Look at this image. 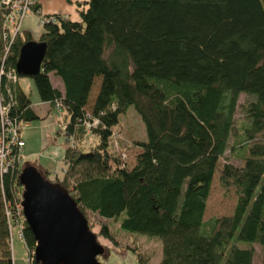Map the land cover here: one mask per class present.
Masks as SVG:
<instances>
[{"label": "trees", "instance_id": "obj_1", "mask_svg": "<svg viewBox=\"0 0 264 264\" xmlns=\"http://www.w3.org/2000/svg\"><path fill=\"white\" fill-rule=\"evenodd\" d=\"M37 6L34 0L31 7ZM74 6L77 19L53 13L40 23L35 39L45 42L44 53L38 70L27 75L39 99L52 104L57 98L67 116L54 130L63 137V165L61 180L55 174L52 180L68 190L64 184L72 179L71 196L82 212L117 218L128 233L158 238L157 264H254L253 247L237 241L257 243V264H264V146L247 143L264 138L262 0H75ZM29 38L26 30L14 34L4 67L14 65L18 46ZM48 71L59 76L62 91L51 85ZM5 85L1 73L3 101ZM7 86L9 115L37 118L17 78ZM239 92L250 98L240 103L246 119L234 125ZM128 106L144 133L130 166L107 148L111 127ZM92 117L96 123L84 126ZM84 131L95 138L85 150ZM226 147L243 159L240 165L223 160L218 171L220 185L233 187L232 211L203 219ZM19 168L0 176V264H11L2 201L19 185ZM21 233L32 247L25 222ZM99 233L111 239L106 224Z\"/></svg>", "mask_w": 264, "mask_h": 264}, {"label": "rangeland", "instance_id": "obj_2", "mask_svg": "<svg viewBox=\"0 0 264 264\" xmlns=\"http://www.w3.org/2000/svg\"><path fill=\"white\" fill-rule=\"evenodd\" d=\"M264 4V0H262ZM31 13V12H30ZM36 18H38L36 16ZM26 16L24 15L20 21L19 30L22 29L23 22L25 23ZM29 21H35L33 17L28 18ZM31 30L32 34H35ZM97 77L90 87L87 95V104H89L96 88ZM19 85L28 93L30 104L37 113L43 115L40 118H33L27 120L26 124L19 130V135L22 138L24 145L19 152L20 163L41 164L46 168V177L52 180L53 174L61 180V166L59 150L62 145V135L54 133L56 127H61L63 120L67 118L63 114V110L53 104H48L39 99L36 89L34 87L32 78L27 75H20L17 77ZM250 96L239 92L237 94V102L233 113V124L238 125L245 120L241 111V104L249 100ZM87 108V106H85ZM236 129L233 127V131ZM82 135L81 147L83 150L89 147L94 141V137L88 131H84ZM144 137L142 122L135 111L128 106L127 109L118 116V121L111 127V137L108 142V150L117 155V158L124 161L126 166H130L134 161V154L139 150L137 141ZM233 134L230 132L228 137V145L232 143ZM72 143L71 139H68ZM257 141L264 146V138H252L247 143ZM80 143V142H79ZM78 143V145H79ZM61 146V147H60ZM58 150L51 151V148ZM24 150V151H23ZM246 153V152H245ZM264 156V153H263ZM223 160H227L235 165L242 163V157L239 156L238 150L229 151L228 147L224 149L222 154L218 157L213 174L210 179L207 195L204 200V208L202 218L208 219L213 216L228 215L232 211L235 201V194L232 186L224 187L220 185L218 180V171ZM43 173V171H42ZM64 186L67 187L68 193L75 194L73 190L72 179L67 178ZM86 218L88 227L95 233L97 241L103 246L102 254L97 255V259L108 264H157L159 259V239L154 236H147L142 233L126 232L118 226V219H110L97 215L94 212L84 210L82 212ZM24 222L22 227L24 226ZM100 224H106L107 229L111 235L108 239L99 233ZM21 227V231H22ZM15 231L12 232L10 240V254L12 264H24V256L26 255L25 246ZM239 246H252L253 263L257 264L260 257V247L257 243L236 242ZM105 255V256H104ZM139 259V260H138Z\"/></svg>", "mask_w": 264, "mask_h": 264}, {"label": "water", "instance_id": "obj_3", "mask_svg": "<svg viewBox=\"0 0 264 264\" xmlns=\"http://www.w3.org/2000/svg\"><path fill=\"white\" fill-rule=\"evenodd\" d=\"M45 42L29 38L20 43L14 68L35 73ZM25 224L33 237V260L38 264H108L97 259L103 246L88 227L73 197L58 181L47 178L32 163H21L17 173Z\"/></svg>", "mask_w": 264, "mask_h": 264}, {"label": "built area", "instance_id": "obj_4", "mask_svg": "<svg viewBox=\"0 0 264 264\" xmlns=\"http://www.w3.org/2000/svg\"><path fill=\"white\" fill-rule=\"evenodd\" d=\"M34 0H0V40L2 42V53L0 55V74L2 73L6 79L5 91L6 99L0 92V176L13 165L20 166L19 152L23 145V140L19 135V130L26 124L25 120L17 118L15 115H9L8 108L13 98L7 86L8 82L16 80V71L14 65L3 66V60L12 41L14 34L19 30L22 17L37 8H32ZM44 19H53L52 14L39 15L37 22L41 23ZM52 104L59 105V100L54 98ZM88 115V113L86 112ZM84 126L89 127L96 123V118L92 117L90 121L83 120ZM20 184L14 188V192L9 199H3V213L7 226L9 243L12 232L15 231L18 238L22 241L21 227L24 221L21 204H20ZM24 256V264H33L32 247L26 246Z\"/></svg>", "mask_w": 264, "mask_h": 264}, {"label": "crops", "instance_id": "obj_5", "mask_svg": "<svg viewBox=\"0 0 264 264\" xmlns=\"http://www.w3.org/2000/svg\"><path fill=\"white\" fill-rule=\"evenodd\" d=\"M35 1L38 3L37 10L31 11V13L29 12L28 14L25 15L27 19L25 20V23L23 22L22 29H21V30L28 31L31 38L35 39L38 32L41 29L40 23L37 22L36 16L38 17L39 15H45V14H49V13L53 14L54 13V14H60V15L67 17L71 20L78 18L77 11H76L75 6H74L75 0H35ZM80 1H85V0H80ZM30 17H33L35 19V21H32V22L29 21L28 18H30ZM20 25H21V23H20ZM31 30H34L33 32L35 34H32ZM47 76H48V79H49L51 85L56 87L58 90L62 91V82H61V79L59 78V76L53 74L51 71L47 72ZM17 83H18V81H17ZM18 85H19V83H18ZM42 101L47 102L48 104L50 103L48 100H42ZM29 105H30L31 109L33 110V112L38 116V118L43 116V115H40L39 113H37L36 110L33 108V106L30 103H29ZM23 145H24V142H23ZM23 145H22V147H23ZM62 150H63V148L61 147V149L59 150L60 160H61ZM21 151H22V149H21ZM51 151L55 152V154L58 152V150H56L55 147L51 148ZM34 165L40 171H43V170L46 171V168L44 165H41L38 163H36ZM10 244L11 243H9V245Z\"/></svg>", "mask_w": 264, "mask_h": 264}]
</instances>
